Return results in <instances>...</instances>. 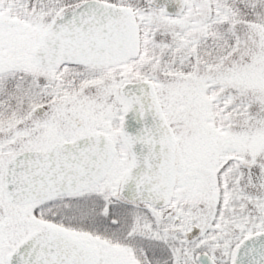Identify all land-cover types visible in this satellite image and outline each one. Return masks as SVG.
Listing matches in <instances>:
<instances>
[{
	"label": "snow or ice",
	"instance_id": "snow-or-ice-1",
	"mask_svg": "<svg viewBox=\"0 0 264 264\" xmlns=\"http://www.w3.org/2000/svg\"><path fill=\"white\" fill-rule=\"evenodd\" d=\"M0 264H264V0H0Z\"/></svg>",
	"mask_w": 264,
	"mask_h": 264
}]
</instances>
